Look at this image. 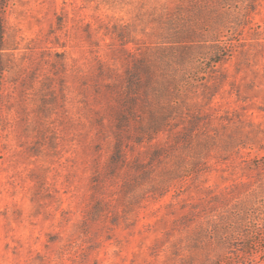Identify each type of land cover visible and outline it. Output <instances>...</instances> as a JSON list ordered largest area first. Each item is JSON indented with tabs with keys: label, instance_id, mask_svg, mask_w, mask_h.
<instances>
[{
	"label": "rangeland",
	"instance_id": "rangeland-1",
	"mask_svg": "<svg viewBox=\"0 0 264 264\" xmlns=\"http://www.w3.org/2000/svg\"><path fill=\"white\" fill-rule=\"evenodd\" d=\"M0 264H264V0H0Z\"/></svg>",
	"mask_w": 264,
	"mask_h": 264
}]
</instances>
